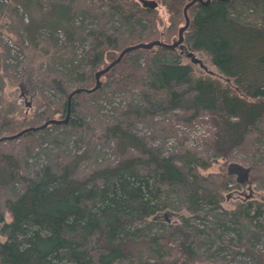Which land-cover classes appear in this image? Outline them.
I'll list each match as a JSON object with an SVG mask.
<instances>
[{"label":"trees","instance_id":"obj_1","mask_svg":"<svg viewBox=\"0 0 264 264\" xmlns=\"http://www.w3.org/2000/svg\"><path fill=\"white\" fill-rule=\"evenodd\" d=\"M189 1L159 0L168 14L163 40L157 30L156 7H144L137 0L112 1L111 13L119 16L127 35L118 38L110 34L105 25L109 15L103 11L96 14V27L83 31L84 38L91 41L84 55L91 80L92 72L107 66L129 45L157 39L170 43L171 35L184 24L183 7ZM8 2L0 0L1 10ZM12 5L19 12L22 9L18 3ZM187 15L189 24L179 46L126 52L101 75L104 82L89 95L101 89L138 91L142 104L128 102L121 111L123 118L182 108L185 114L181 117L189 121L207 112L214 131L205 147L227 164L234 149L247 153L254 170L250 177L249 169L247 182H253L255 174L264 176V164H258L254 156L258 151V156L264 157V150L254 144L264 145L257 141L264 137V0L194 2ZM53 30L69 34L59 26ZM188 50L205 53L231 83L194 76L181 60ZM140 58L143 63L137 61ZM77 80L84 81L85 75H78ZM52 82L65 98L62 107L66 113L69 91L58 79L52 78ZM75 106L71 97L72 116L67 123L81 127L84 122ZM50 119L51 114L44 118ZM107 135L124 139L137 152L79 175L68 164H61L56 169L46 165L37 177H29L16 155L0 154L11 179L23 186L20 192L11 191L3 198L9 219L0 212V235L5 237L0 242V264H213L208 261L213 247L223 256H215V262L240 256L248 264H264V245L258 247L264 242L262 203L248 196L233 210L214 211L222 200V190L232 180L228 166L219 173L203 175L199 169L211 165L207 156L190 149L165 156L144 137L124 128L121 121L106 125ZM171 196L200 221L210 212L215 224L191 223L188 217L178 223L166 222L169 215L160 213L174 208ZM202 205L215 208L204 211ZM155 225L158 230L149 232Z\"/></svg>","mask_w":264,"mask_h":264},{"label":"rangeland","instance_id":"obj_2","mask_svg":"<svg viewBox=\"0 0 264 264\" xmlns=\"http://www.w3.org/2000/svg\"><path fill=\"white\" fill-rule=\"evenodd\" d=\"M8 1V5L3 6L2 10L0 8V18H2L0 19V137L15 134L29 125L39 126L50 114L53 118H65L66 113L62 107L65 98L53 84L52 78L58 79L60 85L69 93L76 88L94 86V73L104 67L100 66L92 72L93 80H91L90 67L84 59L91 41L84 38L83 31L96 27L98 24L96 14L103 11L105 15H109L110 18L105 25L110 34L118 38L127 35L119 16L111 13L109 8L112 1L124 0ZM155 1L160 21L157 30L161 33L159 38L163 40L162 34L168 25V14L159 4V0ZM12 3L21 5L28 15L27 20H24L22 13ZM143 21L146 23V20ZM99 22L102 23L100 20ZM58 26L69 33V36L66 35L61 41L53 30ZM176 36L177 33L172 34L170 42L175 40ZM17 38H20L19 43ZM8 39L14 44V51L8 45ZM188 51H192L193 57L198 62H192L184 53L181 55V60L189 65L194 76L206 75L231 83L216 69L205 53ZM137 61L143 63V58ZM78 75H85V80L78 81ZM104 80L105 77L101 76L100 85ZM89 93L81 91L72 95L73 103L76 105L75 113L80 114L84 122L81 127H73L66 123L58 124L56 127L46 126L38 130H30V134L0 141V154L16 155L20 159L22 171L29 177H37L41 168L46 165L56 169L61 164H68L72 172L79 175L93 167L113 165L127 153L137 152L124 139L110 135L105 137L106 125L113 121H121L124 128L129 129L137 137H144L149 146L160 148L165 156L180 153L183 149L197 151L202 157L207 156L211 165L205 170L199 169L203 175L219 173L227 166L229 170L231 164L241 166L239 169L233 165L234 167L230 169L233 172L232 180L222 190L223 197L219 206L215 208L202 205L204 211L210 210L211 207L215 208L214 211L217 213H222V210H233L237 203L244 201L248 196L252 200L260 201L261 208L264 209V176L262 172L255 174V180L247 182L249 169H251L250 177L254 175L253 165L249 164L247 153L234 149L228 165L205 147L206 140L214 131L207 112L189 121L181 117L185 114L182 108L165 114L123 118L121 111L128 102L142 104L138 91L101 89L93 95ZM71 116L70 112L68 121ZM260 140L264 142V137L257 141ZM254 144L259 150H264V145ZM254 153L257 163L264 164V157L258 156V151ZM140 172L145 174V170L141 167ZM236 178L240 181L237 182ZM22 187L20 181L11 179L0 160V212L5 214L7 220L9 217L3 206V198L11 191L20 192ZM169 200L174 204V208L168 207L160 213L169 215L166 222L178 223L182 217H188L191 223L199 221L198 223L209 227L215 224L216 220L214 221V216L210 212L200 221L191 216L174 197L171 196ZM158 228L155 225L148 230L155 232ZM4 239L5 237L0 235V242ZM263 245L264 242L258 243V247ZM215 256L223 257L218 255L213 247L208 256V261H213V264H248L247 259L240 256H224L225 260L218 263L215 262Z\"/></svg>","mask_w":264,"mask_h":264},{"label":"water","instance_id":"obj_3","mask_svg":"<svg viewBox=\"0 0 264 264\" xmlns=\"http://www.w3.org/2000/svg\"><path fill=\"white\" fill-rule=\"evenodd\" d=\"M142 6L144 7H149L151 9H154L157 6V2L155 0H138ZM210 0H190L189 2H187L184 7H183V16H184V24L182 26L179 27L178 32H177V39L170 42V43H166L160 39L157 40H151L148 42H139L136 43L134 45H129L125 48H123L120 53L118 54V56L111 61L107 66H105L104 68L96 71L94 73V78H95V84L92 88H76L74 90H72L68 96H67V109H66V114H65V118L64 119H50L45 121L43 124L39 125V126H35V127H27L25 129H22L21 131L12 134V135H8V136H3L0 137V141L3 140H7V139H14L17 137H20L23 133L28 132L30 130H38L41 128H44L46 125L48 124H66L68 122V117L70 114V101H71V97L73 94L81 92V91H85V92H93L95 91L99 86H100V76L103 75L111 66H113L114 64H116L121 57L128 51L137 49V48H143V49H149L153 46H162V47H166L169 49H174L175 47L179 46L182 42L183 39V31L187 28L188 24H189V17L187 15V9L190 5H192L194 2H200L204 5L208 4ZM186 56H189L192 62H198V60L196 58L193 57L192 55V51H187L186 52ZM231 165H235V167L241 169V166L238 164H231ZM230 165V166H231ZM229 166V167H230ZM229 173H233L230 169H229ZM237 173V172H236ZM237 181H240L238 178H236Z\"/></svg>","mask_w":264,"mask_h":264},{"label":"built area","instance_id":"obj_4","mask_svg":"<svg viewBox=\"0 0 264 264\" xmlns=\"http://www.w3.org/2000/svg\"><path fill=\"white\" fill-rule=\"evenodd\" d=\"M20 12L23 15L24 20H27V16L22 12V9L20 8ZM54 34L58 36V39L61 41L65 38L64 34L60 30H55ZM8 45L11 47L12 51H14V44L11 43V41L8 39ZM17 53V52H16Z\"/></svg>","mask_w":264,"mask_h":264},{"label":"flooded vegetation","instance_id":"obj_5","mask_svg":"<svg viewBox=\"0 0 264 264\" xmlns=\"http://www.w3.org/2000/svg\"><path fill=\"white\" fill-rule=\"evenodd\" d=\"M184 54H186V52H184Z\"/></svg>","mask_w":264,"mask_h":264}]
</instances>
